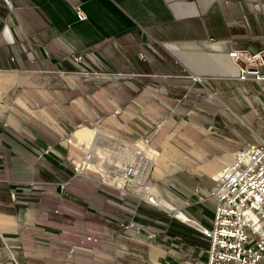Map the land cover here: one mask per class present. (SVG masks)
<instances>
[{
    "label": "crops",
    "instance_id": "0c3cea01",
    "mask_svg": "<svg viewBox=\"0 0 264 264\" xmlns=\"http://www.w3.org/2000/svg\"><path fill=\"white\" fill-rule=\"evenodd\" d=\"M233 50L264 51V0H0V264H205L214 176L264 141V82ZM144 139L138 182L177 214L75 174Z\"/></svg>",
    "mask_w": 264,
    "mask_h": 264
},
{
    "label": "built area",
    "instance_id": "2783aa9c",
    "mask_svg": "<svg viewBox=\"0 0 264 264\" xmlns=\"http://www.w3.org/2000/svg\"><path fill=\"white\" fill-rule=\"evenodd\" d=\"M2 1L10 11L14 10L15 0ZM77 17L79 21L85 20L80 8H77ZM229 57L238 67L241 81L264 82V51L253 54L246 50H233ZM75 60L79 62L81 57ZM192 80L196 84H204L201 76H193ZM120 144L128 151L135 147ZM134 149V155L143 156L144 151ZM132 158L126 157L124 160L126 162L122 173L126 182L123 187L117 182V189L126 193L128 187L137 184L139 187L134 195L140 201L171 214L176 212L175 208L173 212L162 208L164 200L151 193L146 183H138L139 164L135 156ZM87 159L88 152L85 161ZM84 169L87 170L85 162L77 165L75 170L79 173ZM215 181L219 187L215 193L217 205L212 227L197 225L209 244L205 264H259L264 261V141L238 151L233 163L218 173ZM66 186L62 184L61 188L65 189ZM122 227L134 229L137 225L130 223Z\"/></svg>",
    "mask_w": 264,
    "mask_h": 264
},
{
    "label": "rangeland",
    "instance_id": "374dc122",
    "mask_svg": "<svg viewBox=\"0 0 264 264\" xmlns=\"http://www.w3.org/2000/svg\"><path fill=\"white\" fill-rule=\"evenodd\" d=\"M75 58H80V57H74L73 59L75 60ZM76 61V60H75ZM81 62V60L79 61V63ZM78 63V62H77ZM14 97V96H13ZM9 106L11 107V108H14V103H11V102H9ZM89 130H91V131H93V130H96L95 128H92V127H87ZM102 133V132H101ZM102 134H105V133H102ZM105 135H107V134H105ZM110 136V135H109ZM85 138V137H84ZM87 139H92L93 137H86ZM90 141H88L87 143H89ZM76 142L74 141V144H75ZM120 143H122V142H120ZM124 143V142H123ZM124 144H127V145H135L136 147L139 145V147H137L138 149H140V150H142V151H144L145 153H144V156L146 155V158L144 157V156H142V157H139L138 155H137V158H136V160H138L137 162H138V164L140 165V163L142 164V167H143V169L146 167V168H148V167H150L151 165H152V163L154 162L155 163V161L158 159V156H157V154L154 152V151H152L151 149H149V147H148V144H149V141L147 140V139H144V140H142V141H139V142H137V143H135V144H128V143H124ZM106 144H102V146L104 147ZM141 145H143L144 146V148H141ZM75 146V145H74ZM120 148H121V146H120ZM135 147H133V148H131L130 150L131 151H134V150H136V149H134ZM74 149H77V148H74L73 147V150ZM79 149V148H78ZM78 149L77 150H75V151H78ZM137 149V150H138ZM112 153V149H109L108 151H106V155H105V157L103 156V158L105 159V160H107L108 162H109V164H111V163H114L115 164V171L114 172H110V173H108L109 175H106V173H104V177L101 175V174H99V173H97V172H95L96 171V169H99V167H97V165H99V158H96V157H93V155H92V158H91V161H89V162H87V170L86 169H84V171H81L82 172V174H88V176L89 177H93V178H97V180L99 179V181H102L103 183H106L107 185H110V186H112V187H114V188H116L117 189V187H118V185H117V182H118V184L121 186V187H123L124 185V181L122 180V175H123V170H124V168H125V162L126 161H124L125 160V158L127 157V158H131V157H129L130 156V153H123V152H116V153H114L113 155L111 154ZM92 154V153H91ZM135 154V153H134ZM133 153H132V155H134ZM148 154H151V155H154L155 156V160H154V158H153V156H151V155H148ZM101 155V154H100ZM136 156V155H135ZM86 157V156H85ZM85 157H84V159H82L81 160V163H83V162H85ZM95 158V159H94ZM101 158H102V156H101ZM76 159H79L80 160V156H78V157H76ZM95 160V162H93L94 160ZM98 161V162H97ZM80 163V164H81ZM79 165V164H78ZM154 165V164H153ZM153 165H152V168H153ZM77 166V165H76ZM76 166H75V169H76ZM142 167H141V169H142ZM74 169V170H75ZM151 171H152V169H151ZM151 171H150V173H149V176H148V179H147V181L145 182L146 184L145 185H147L150 189V192L151 193H153V194H155V188H158V186H161L160 185V183H158V182H156V180H154L153 179V176L151 175ZM81 172H76V170H75V174L76 175H78V174H80ZM215 177H216V175L214 176V180H215ZM139 183V182H138ZM63 184H68L67 182L66 183H63ZM141 184V183H140ZM62 185V184H61ZM143 185V184H142ZM137 187H139V185H137V184H135V185H132L131 187H128L127 188V192L126 193H128L129 195H134V193H136V188ZM156 195V194H155ZM162 198V197H161ZM164 200V199H163ZM163 207L164 208H167V209H169V210H173V207L171 206V205H168V204H163ZM170 207V208H169ZM160 211H163V212H166V211H164V210H162V209H159ZM166 213H168V212H166ZM173 213H175V214H177L176 212H173ZM185 214H189L188 212H186ZM190 215V214H189ZM16 223H18V221H16L15 223L13 222V224H16Z\"/></svg>",
    "mask_w": 264,
    "mask_h": 264
},
{
    "label": "bare ground",
    "instance_id": "6f19581e",
    "mask_svg": "<svg viewBox=\"0 0 264 264\" xmlns=\"http://www.w3.org/2000/svg\"><path fill=\"white\" fill-rule=\"evenodd\" d=\"M83 134V136L84 137H94L95 136V134L93 133V132H91V131H88V130H85L84 132H82ZM78 135H80V134H78ZM90 139V138H89ZM141 148H144V146L143 145H141ZM144 153V152H143ZM144 155V154H143ZM145 158H146V155L144 156ZM91 158H92V155L91 154H88V159H87V162H89V161H91ZM138 161V160H137ZM141 167H142V164L140 163V165H139V168H138V171H137V181H138V178L141 176V175H143L142 173H143V169H141ZM122 180L124 181V184L123 185H125V177L122 175ZM170 208V207H169ZM179 217L181 218V219H183L184 221H186V217L184 216V215H182V214H179Z\"/></svg>",
    "mask_w": 264,
    "mask_h": 264
}]
</instances>
